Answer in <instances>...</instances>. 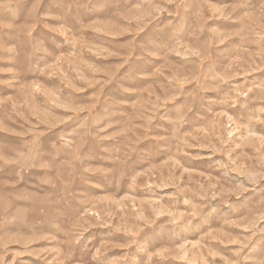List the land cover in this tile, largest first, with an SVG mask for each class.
<instances>
[{
    "label": "rangeland",
    "instance_id": "374dc122",
    "mask_svg": "<svg viewBox=\"0 0 264 264\" xmlns=\"http://www.w3.org/2000/svg\"><path fill=\"white\" fill-rule=\"evenodd\" d=\"M0 264H264V0H0Z\"/></svg>",
    "mask_w": 264,
    "mask_h": 264
}]
</instances>
